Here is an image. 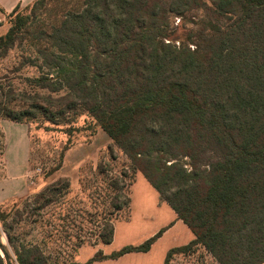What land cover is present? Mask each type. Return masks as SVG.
Segmentation results:
<instances>
[{
  "label": "trees",
  "instance_id": "trees-1",
  "mask_svg": "<svg viewBox=\"0 0 264 264\" xmlns=\"http://www.w3.org/2000/svg\"><path fill=\"white\" fill-rule=\"evenodd\" d=\"M175 17H181V35ZM26 18L16 14L0 35V49L13 47ZM39 32L48 43L41 51L48 71L29 79L28 110L7 105L0 114L18 122L40 116L70 125L69 131L77 129L79 115L92 116L128 158L132 176L140 171L194 234L171 248L164 264L199 247L219 264H263L264 0H84L49 32ZM109 152L94 174L101 182L81 181L82 196L93 189L105 205L94 230L81 225L73 233L76 202L68 176L32 196L34 207L16 204L10 210L16 222L25 212L38 222L55 205L61 223L53 230L69 243L75 236V251L86 241L113 243V217L130 208L135 177L127 169L115 172L117 157ZM2 205L0 264H61L51 261L45 239L12 244L10 254L1 237L11 244L13 226ZM167 228L109 255L98 250L87 263L147 252Z\"/></svg>",
  "mask_w": 264,
  "mask_h": 264
},
{
  "label": "rangeland",
  "instance_id": "rangeland-1",
  "mask_svg": "<svg viewBox=\"0 0 264 264\" xmlns=\"http://www.w3.org/2000/svg\"><path fill=\"white\" fill-rule=\"evenodd\" d=\"M83 1L33 0L29 4L19 7L16 14L19 13L27 17L26 25L19 32L12 48L7 51L0 49V113H2V108L7 105L12 107L10 109L14 111L30 108L24 95L25 91H34L32 88L33 82L29 79L37 77L43 71H48L41 59V51L45 49L48 43H46V40L40 39L43 35L39 31L49 32L50 27L58 24L68 11L79 9ZM199 13L201 14V12ZM16 14L12 18L5 17L0 22V35L9 30L12 19L16 17ZM181 23V17L174 18L173 24L177 30L176 33L180 35L183 30ZM188 23L190 25L188 27L194 25L192 22ZM41 92L47 93V90L43 89ZM93 120L92 116L83 113L72 124L77 129L69 131L67 127L70 125H53L40 116L35 120L18 122L0 114V177L5 163L3 155L7 147L10 146L11 148L8 156L11 160L9 163L11 168L12 166L16 167L19 162H21V165L23 164L21 161L22 151L24 150L21 149L22 141L28 139L27 146L29 147V162L25 165V173H27L25 189L18 188L17 194L9 198L8 202L2 203L1 208L7 212L13 209L16 204H19V208H23L25 204L26 207L30 205L27 207L28 209L34 207L32 196L57 178L68 176L71 183H75L72 184L73 193L71 197L76 202L72 213V219L76 226L72 228L73 233L77 236L81 225L94 230L95 224L103 216L101 211L105 205L102 206L99 202L101 199H97L96 195H93V189H88L82 196L81 181L83 179L84 183L89 186L95 184L94 182H101V178L95 180L94 174L100 161L110 158L109 149H112L117 157L113 161L114 171L119 172L121 169H127L131 175V180L135 177V181L130 186V208L113 217L116 225V237L112 244L104 246L96 245L92 243L93 241H86L75 251V236H70L72 241L69 243L62 240L53 230L52 224L61 223L57 219L58 208L55 209V205H53L50 206L52 210L48 207L43 209L45 214H43V219L38 222L34 221L35 217L27 212L16 222L15 212L10 211V217L7 221L13 226L10 230L12 242L11 244L8 242V237L4 233L1 237V243L7 247L13 257L12 244L19 245L21 242L31 243L35 241L39 243L45 239L46 253L52 256L51 261L57 259L61 264H88L87 261L94 257L98 250H102L104 254L109 255L124 246L139 245L172 224V212L169 204L140 171L135 172L132 176L130 161L126 155L101 127L93 123ZM90 123L94 131L89 128ZM58 165H61L60 169L49 175V172ZM129 181L128 179L127 182L129 183ZM23 191H26L24 195L21 194ZM24 198L31 199L26 202ZM80 200L82 201L79 202ZM173 231L165 236V245L169 240H172ZM57 237H60V239L57 240ZM162 245L163 242H160L154 248L151 247L149 253H128L129 256L119 260L107 258L96 260L90 264H142L146 260L147 263L156 264ZM166 256L165 253L164 259ZM170 264L219 263L209 252L199 247L190 254L174 255Z\"/></svg>",
  "mask_w": 264,
  "mask_h": 264
},
{
  "label": "crops",
  "instance_id": "crops-1",
  "mask_svg": "<svg viewBox=\"0 0 264 264\" xmlns=\"http://www.w3.org/2000/svg\"><path fill=\"white\" fill-rule=\"evenodd\" d=\"M32 1L33 0H0V22L3 19H5V17H7V14L11 13L16 7L27 5ZM27 144H28V139H25V141H22L21 149H24L22 151V154H23L22 160H21L23 162L22 165H21V162H19V164L16 167H13V166L12 168L10 167L9 163L11 162V160L8 157L9 150L11 149L10 146L7 147L5 154L3 155L5 163H4V168L2 171V176L0 177V203L8 202L9 198H11L13 195L18 193V188L22 187L23 190L25 189L24 185H25V179L27 176V173H25V165L28 164L29 162V147L27 146ZM72 184L74 185L75 183H72ZM24 193H26V191H23L21 194L24 195ZM171 212H172V219H173L172 224L167 228V230L162 234V236H160L158 240H156L154 244L152 245V248H154L157 244H159L160 242H163L161 253L157 261L155 262L156 264H159V263L164 264L165 259H166V258L164 259V255L165 253L167 254V252L171 248L186 245L192 239H194V234L192 230L188 227V225H186L181 219L178 218V215L172 209V207H171ZM172 230H174L172 232V240H169L168 243L165 245V236L169 234V232ZM115 237H116V228H115ZM150 251L131 252L129 254H145V253H149ZM129 254L128 253L124 254L123 256L117 259H114V260L125 258L129 256ZM142 264H151V263H147V260H146Z\"/></svg>",
  "mask_w": 264,
  "mask_h": 264
}]
</instances>
